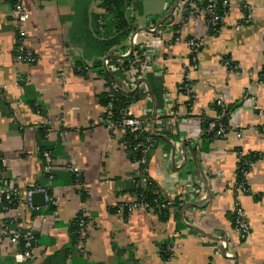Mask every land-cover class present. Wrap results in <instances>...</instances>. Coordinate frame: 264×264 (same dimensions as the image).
<instances>
[{
    "label": "crops",
    "instance_id": "obj_1",
    "mask_svg": "<svg viewBox=\"0 0 264 264\" xmlns=\"http://www.w3.org/2000/svg\"><path fill=\"white\" fill-rule=\"evenodd\" d=\"M17 1L0 0V264H264V0H226L224 26L209 37L203 17L182 14L183 0L160 24L173 0H127L132 29L110 48L104 44L118 30L104 28L111 18L102 0H19L29 13L31 64L15 59L10 12ZM244 6L250 23L243 22ZM201 37L192 70L186 42ZM135 52L147 63L141 79L153 98L129 109L159 139L145 154V171L129 159L124 132L103 124L100 102L107 79L98 68L112 79L110 88L147 90L118 68ZM107 56L122 58L104 66ZM185 73L192 99L181 88ZM218 100L233 130L214 139L204 123L220 117ZM239 155L256 159L246 179L249 193L236 187ZM69 167L79 170L81 189ZM7 182L18 201L4 211ZM150 182L169 204L165 219L145 210L115 214ZM38 188L52 201L31 210L24 198ZM235 202L250 227L246 241L234 230ZM82 216L78 245L72 229ZM16 231L36 240L32 259L15 261L22 248L11 241Z\"/></svg>",
    "mask_w": 264,
    "mask_h": 264
},
{
    "label": "built area",
    "instance_id": "obj_2",
    "mask_svg": "<svg viewBox=\"0 0 264 264\" xmlns=\"http://www.w3.org/2000/svg\"><path fill=\"white\" fill-rule=\"evenodd\" d=\"M217 0H208L207 5L203 9H197L195 4L192 0H183L179 4V9L182 12V14L186 13L188 17L192 15H199L205 19L206 27L208 30V37L209 35H214L218 33L224 26L225 18H226V8H227V1L222 0L221 2V8L222 12L218 13L217 6H216ZM244 10H246V17L244 19V23H250L252 21L250 11L248 7L244 6ZM11 16L14 20V27L17 32V42L15 46V59L18 62L21 63H34L36 58L35 56L29 51L27 44H26V25L29 21V13L23 6V4L18 0L11 8L10 12ZM187 17V18H188ZM103 20L101 19L99 22L100 25H103ZM240 25L237 26L239 28ZM205 37H201L198 39H190L186 42L187 46L190 50V57L192 66L191 69L195 70L197 68L196 65V56L199 52V50L202 48ZM128 53L123 54L126 56ZM125 61L120 62V66L118 67L120 71L125 75L126 80L134 84L136 81L140 80L141 78L145 77V74L147 73V63L144 60V57L142 53L135 52L133 54L132 61L128 62V64H124ZM108 61L103 60V65L107 66ZM225 66H229V63L227 61H224ZM79 72H83L79 70ZM262 80L264 81V71L262 72ZM181 88L182 90L189 95V97L192 99L193 96V90H192V81L189 79V74L185 73L181 82ZM107 91L113 90L114 88H106ZM141 91L145 94L146 99H149L148 92L145 88H142ZM218 105H222V102L220 100L217 101ZM189 105V104H188ZM146 112V110L144 111ZM104 114L103 116V124L107 129H109L112 133L115 132H121L124 130H129L131 133H136L137 137H142L143 142L138 143L135 148H139L141 151V158L136 162L137 165L145 171V154L146 152L151 149L155 142L154 140L148 135L146 123L145 121L133 116L131 113L129 107L123 109L121 111V118L119 121H114L112 119V113L110 112L109 108H104ZM221 117H218L216 120L210 122L208 124V131L212 132L214 139L221 138L225 132L229 130H233V127L229 124L224 125L220 122ZM237 137H240V134L237 133ZM42 156L46 160V162L49 164L50 162V155L47 152H43ZM255 157L253 158H247L245 156L239 155L238 162H237V175L239 177V180L236 184V187L239 191L243 193H249V189L246 184V179L248 177L249 171L254 167L255 165ZM0 163H3L2 157L0 155ZM4 164V163H3ZM68 170L75 179V185L78 189L82 188V185L80 184L81 181V174L79 170L76 167H69ZM4 191H5V200L6 205L3 207L4 211L9 210L12 205L14 206L15 203L18 201V190L14 187V185L11 182H7L4 185ZM35 193H42L44 195V205H47V203H50L52 200L50 197L46 194V192L43 189H29L26 192L24 202L27 204L29 209H37L32 204V196ZM11 205V206H9ZM169 204H161V205H153L150 206L147 203H144L138 199H135L134 201L130 203H124L120 204L115 208V214L119 216L123 215H130L134 211L138 210H145L149 212H155L160 213L162 210L167 209ZM81 226L85 224L83 216L82 218H78ZM234 230L235 233L240 241H246L249 238L250 235V227L245 215L244 210L239 205V203H234ZM22 239L23 246L21 250H19L15 255L14 259L17 262H24L27 260L32 259L34 256V249L36 246V240L29 235L22 234L19 231L13 232L11 241L13 243L20 241ZM78 245H81L82 240L81 237L78 236L77 239Z\"/></svg>",
    "mask_w": 264,
    "mask_h": 264
},
{
    "label": "trees",
    "instance_id": "obj_3",
    "mask_svg": "<svg viewBox=\"0 0 264 264\" xmlns=\"http://www.w3.org/2000/svg\"><path fill=\"white\" fill-rule=\"evenodd\" d=\"M126 1L127 0H102V8L105 10L106 14L108 15V17L111 18V21L108 20V24H106V26L104 28L108 29L109 28H114L116 30H118V34L113 37L110 41L106 42L104 45L107 48H110L114 45H119L123 40H125L129 34V32L131 31V27H129L126 19H125V7H126ZM193 3L195 4L197 9H203L207 3L208 0H192ZM221 2L222 0H217L216 6H217V11L218 13L222 12V8H221ZM133 57L129 56L128 58L124 59L123 61L124 64H128V62L132 61ZM96 67H100V66H96ZM100 74H102L106 79H107V85L106 88L109 87L110 88V84L112 82V79L108 76V74L104 71V70H100V68H98ZM145 94L139 90L136 89L134 90L132 93H126V92H122L118 89H115V91L110 90L107 92H104L101 96H100V102L101 105L104 108H109L110 112L112 113V119L114 121H119L121 118V111L127 107H129L132 103H136L141 101L144 98ZM215 104V103H214ZM216 107L217 110L219 112V115L221 117L220 122L223 123L224 125L228 124V114L227 112L224 113V115L222 114L223 111V107L218 105L216 102ZM104 114V113H103ZM223 115V116H222ZM105 116V114L103 115ZM214 120H206L204 123V127L205 130L207 132V136L209 138H213V134L212 132L208 131V124L210 122H212ZM123 137L121 139V143H123V145L125 146L126 149V153L128 154V157L131 161L133 162H137L140 158H141V151L139 148H135V146L140 143L143 142L142 137H137L136 133H131L129 130H124L123 131ZM148 135L154 140V142L158 141L159 139H157L156 137H154L153 135L149 134ZM247 158H253L251 156H246ZM239 180V177L237 175V182ZM136 197L138 200L149 204L150 206L153 205H161V204H167V201L164 200L160 194L159 191L156 187V185L153 182L148 183L144 189L141 190H137L136 191ZM6 200L3 198V202H2V208L6 205ZM11 206V205H9ZM50 206V205H49ZM48 206V207H49ZM13 207V205L11 206ZM9 207V208H11ZM157 213V211H155ZM159 216L163 219L166 218L167 216V209L162 210L159 213ZM78 222L79 221H75V226L72 229V234H73V239L74 242L77 243V239H78ZM21 242V246H23V242L22 239H20ZM164 259L167 258V255L163 256Z\"/></svg>",
    "mask_w": 264,
    "mask_h": 264
},
{
    "label": "water",
    "instance_id": "obj_4",
    "mask_svg": "<svg viewBox=\"0 0 264 264\" xmlns=\"http://www.w3.org/2000/svg\"><path fill=\"white\" fill-rule=\"evenodd\" d=\"M177 3H178V0H173V3H172V5H171L170 9H169L168 12L162 17V19L159 21V24L162 23V22H164V21H166V20L172 15V13H173V11H174V9H175ZM159 24H158V25H159ZM145 31L148 32V30H145ZM132 51H133V47L131 46V47H130V53H132ZM120 58H122V57H109V56H107V57L105 58V60H108V59L116 60V59H120ZM115 82L117 83V85H118V87H119L120 89H125L124 86L122 85V83H120V81H117V80L115 79ZM141 82H145V83H146V85H147V90H148V94L153 98V95H152L151 91L149 90V86H148V84H147V81H146L145 79H140V80H138V84H140ZM127 92H133V91H128V90H127ZM186 146H187V144H186V143H183V147H186ZM191 154H192L193 158H195V153H194L192 150H191ZM43 203H44V195H43V194H41V193H35V194L32 196V204H33L34 206H38V207H40V206H43Z\"/></svg>",
    "mask_w": 264,
    "mask_h": 264
}]
</instances>
